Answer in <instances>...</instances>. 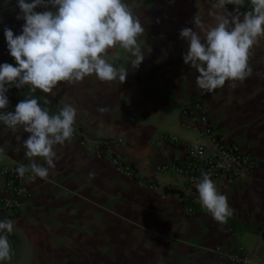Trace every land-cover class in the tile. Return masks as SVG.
Segmentation results:
<instances>
[{
	"label": "crops",
	"instance_id": "1",
	"mask_svg": "<svg viewBox=\"0 0 264 264\" xmlns=\"http://www.w3.org/2000/svg\"><path fill=\"white\" fill-rule=\"evenodd\" d=\"M138 16L144 55L137 69L118 45L105 57L128 70L126 80L100 81L95 75L76 83L62 82L56 95L11 87L9 106L35 98L50 115L74 105L73 125L108 141L113 154L125 158L136 176L117 175L109 162L91 156L76 139L54 147L55 167L46 179L23 177L30 197L17 213L0 210V220L14 223L7 235L11 259L0 264H219L213 249L241 247L264 261V41L250 50L253 74L212 92L198 88L196 69L186 65L187 42L179 32L193 28L198 13L208 22L212 3L185 0H125ZM230 11V10H229ZM17 0H0V64L15 66L4 28L21 33ZM50 101V102H46ZM206 107L214 131L224 141L249 152L256 163L249 180L212 179L233 214L217 222L201 206L196 184L187 185L168 164L180 159L177 142L202 144L206 139L180 115L188 103ZM99 108H106L101 113ZM22 127L0 121V169L27 165ZM43 164V158H35ZM152 183L140 189L137 182ZM3 177L0 175V190Z\"/></svg>",
	"mask_w": 264,
	"mask_h": 264
},
{
	"label": "clouds",
	"instance_id": "2",
	"mask_svg": "<svg viewBox=\"0 0 264 264\" xmlns=\"http://www.w3.org/2000/svg\"><path fill=\"white\" fill-rule=\"evenodd\" d=\"M249 4L250 10L241 11L245 0H215L207 12L211 22L197 13L192 19L195 30L185 27L179 32L188 45L183 61L198 72L199 89L212 92L226 81L236 87L235 81L253 74L249 56L258 39L264 37V0H249ZM227 5H233V10ZM17 7L20 14L16 19L24 21L21 33L14 35L10 28H4L15 66L0 64V121L8 129L22 127L28 134L22 144L28 164L19 166L17 175L23 178L31 173V179H46L49 169L55 167L54 147L73 136L77 108L64 104L58 114L50 115L37 99L25 98L14 111H4L9 106L7 92L11 87L30 86L33 92L54 96V89L62 82L76 83L92 75L100 81L119 79L123 83L128 70L105 57L118 45L130 54L131 68L137 69L144 59L138 38L145 28L125 0H17ZM35 158H43L44 163ZM196 189L201 206L215 221L224 223L233 214L209 173H202ZM13 230L12 220H0V262L11 259L12 249L4 233Z\"/></svg>",
	"mask_w": 264,
	"mask_h": 264
},
{
	"label": "built area",
	"instance_id": "3",
	"mask_svg": "<svg viewBox=\"0 0 264 264\" xmlns=\"http://www.w3.org/2000/svg\"><path fill=\"white\" fill-rule=\"evenodd\" d=\"M197 1L214 3L215 0H185L187 4ZM30 2V0H29ZM232 11L234 6L227 5ZM249 0H245V8L250 10ZM38 11L42 9H37ZM259 40L264 41V37ZM180 115L188 118L200 135L206 139L202 144H189L177 142L181 157L168 167L187 185H193L202 178V173H209L211 179H235L249 180L255 171L253 156L236 145L229 144L214 131L212 122L204 104L194 101L186 104L180 111ZM73 139H76L81 147L96 159H104L109 162L114 172L126 179H133L136 173L128 161L110 151L108 141L95 138L87 133L74 130ZM3 183L0 190V210L9 215L17 213L23 203L30 197L28 189L23 184V178L19 177L16 169L8 167L0 169ZM137 182L141 189H152V183ZM213 252L219 260V264H264V261L256 258L253 253L244 251L241 247L233 250L221 251L218 248Z\"/></svg>",
	"mask_w": 264,
	"mask_h": 264
}]
</instances>
